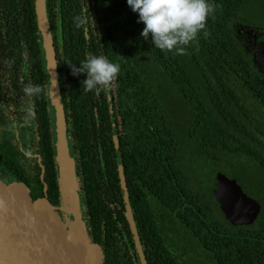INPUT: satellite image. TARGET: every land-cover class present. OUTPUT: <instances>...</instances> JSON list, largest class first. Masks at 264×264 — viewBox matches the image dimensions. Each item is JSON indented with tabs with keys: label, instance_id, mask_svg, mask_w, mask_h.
Instances as JSON below:
<instances>
[{
	"label": "trees",
	"instance_id": "16d2710c",
	"mask_svg": "<svg viewBox=\"0 0 264 264\" xmlns=\"http://www.w3.org/2000/svg\"><path fill=\"white\" fill-rule=\"evenodd\" d=\"M35 2L15 0L25 28L13 36L22 56L42 64ZM47 2L52 30L61 25L65 72L74 86L69 133L88 227L110 255L108 264H122L120 228L128 234L129 228L107 96L84 92L86 74L73 76L70 67L89 55L120 66L107 92L148 264H264V75L238 33L242 26L264 29V0H208L215 7L209 35L202 32L184 55L155 48L151 36L145 40V25L127 0ZM76 17L84 21L79 27ZM50 144L46 181L59 205ZM219 172L261 203L253 225L235 227L224 218L213 195Z\"/></svg>",
	"mask_w": 264,
	"mask_h": 264
},
{
	"label": "water",
	"instance_id": "95a60500",
	"mask_svg": "<svg viewBox=\"0 0 264 264\" xmlns=\"http://www.w3.org/2000/svg\"><path fill=\"white\" fill-rule=\"evenodd\" d=\"M36 6L52 105L60 203L54 205L51 202L46 186L32 193L16 172L0 176V264H105L104 249L91 236L88 227L62 101L48 2L36 0ZM240 34L264 75V31L242 26ZM109 100L125 215L133 233L139 264H148L130 201L110 95ZM213 195L232 226L253 225L261 214V203L249 196L236 179L222 172L216 175Z\"/></svg>",
	"mask_w": 264,
	"mask_h": 264
},
{
	"label": "flooded vegetation",
	"instance_id": "af4514ba",
	"mask_svg": "<svg viewBox=\"0 0 264 264\" xmlns=\"http://www.w3.org/2000/svg\"><path fill=\"white\" fill-rule=\"evenodd\" d=\"M15 6V0H0V176L6 177L16 172L22 176L32 193L46 186L49 194L50 187L46 181L47 169L44 162L46 153L49 150V143H51L50 146L53 152L56 170L58 163L53 145V116L48 78L44 59L41 64V62L34 60L29 54L28 56L25 54L22 56V50L17 49L15 44L16 39L13 35L17 31H23L25 22L23 21L21 13L24 12V10L20 9L17 11L15 10ZM58 15L60 18V14ZM57 25L58 29L55 32L52 30L50 21L59 82L63 97L62 101L66 115L67 128L70 130L69 128L73 121L72 115L74 112V101L73 98L70 97H73L75 93L73 91L74 86H72V90H70L69 78L65 72L67 68H65L66 66L63 61V34L59 30L61 25ZM256 29L264 31L262 28ZM240 30L241 29L238 30L239 35H241ZM40 33L38 22V45L42 42ZM19 39L25 40L26 38L19 36ZM29 83L40 85L44 91L35 95L26 94L23 89L24 86ZM90 94H93L94 97L97 96L95 92H90ZM105 95L107 96L106 100L108 101V105H110L108 92H105ZM98 100L102 101L103 97H98ZM94 103L95 101L92 104ZM95 115L99 123L100 119L97 108L95 109ZM110 119L112 121V118ZM56 178L58 181V177ZM125 219L128 224L129 234L125 227H119L122 229L124 235L123 242H119V254L123 256L121 263L131 264L132 262L138 264V251L136 249L133 233L126 216ZM90 234L93 237L91 231ZM140 241L144 250L145 247L141 237ZM101 245L104 249L105 264H108L110 255L107 257L105 246L103 244ZM126 254H128V256H125Z\"/></svg>",
	"mask_w": 264,
	"mask_h": 264
},
{
	"label": "clouds",
	"instance_id": "9594fccd",
	"mask_svg": "<svg viewBox=\"0 0 264 264\" xmlns=\"http://www.w3.org/2000/svg\"><path fill=\"white\" fill-rule=\"evenodd\" d=\"M133 12L139 14L138 23L145 27L141 36L152 38L155 48L174 55H184L186 48L197 42L200 34L209 35L207 23L215 7L208 0H127ZM84 21L76 17V26ZM72 75L86 74L82 89L84 92H107L117 81L120 66L104 55H89L80 66L71 65ZM57 86V83L55 87ZM23 91L28 95L39 94L44 89L40 85L26 84Z\"/></svg>",
	"mask_w": 264,
	"mask_h": 264
}]
</instances>
